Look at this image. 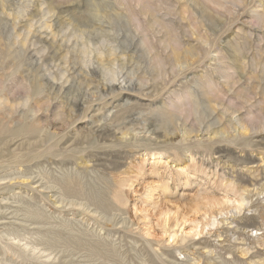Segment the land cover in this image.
<instances>
[{"label":"rangeland","instance_id":"374dc122","mask_svg":"<svg viewBox=\"0 0 264 264\" xmlns=\"http://www.w3.org/2000/svg\"><path fill=\"white\" fill-rule=\"evenodd\" d=\"M0 264H264V0H0Z\"/></svg>","mask_w":264,"mask_h":264},{"label":"bare ground","instance_id":"6f19581e","mask_svg":"<svg viewBox=\"0 0 264 264\" xmlns=\"http://www.w3.org/2000/svg\"><path fill=\"white\" fill-rule=\"evenodd\" d=\"M68 187V188H67ZM66 188H67V191H68V193H71V194H76L79 190H78V188L77 187H75V186H71V183H69V182H67L66 183ZM98 201H99V203L101 204V205H103L104 203V199L103 200H99L98 199ZM174 236V235H173ZM176 240V239H175ZM179 240V239H178ZM33 248V247H32Z\"/></svg>","mask_w":264,"mask_h":264}]
</instances>
